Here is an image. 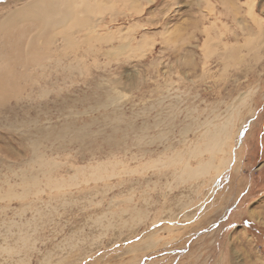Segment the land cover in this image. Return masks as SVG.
Returning <instances> with one entry per match:
<instances>
[{
    "label": "rangeland",
    "instance_id": "rangeland-1",
    "mask_svg": "<svg viewBox=\"0 0 264 264\" xmlns=\"http://www.w3.org/2000/svg\"><path fill=\"white\" fill-rule=\"evenodd\" d=\"M105 1L0 101V264H264V0Z\"/></svg>",
    "mask_w": 264,
    "mask_h": 264
},
{
    "label": "bare ground",
    "instance_id": "bare-ground-1",
    "mask_svg": "<svg viewBox=\"0 0 264 264\" xmlns=\"http://www.w3.org/2000/svg\"><path fill=\"white\" fill-rule=\"evenodd\" d=\"M90 2L89 0H30L4 16L0 21V101L14 97L12 94L15 91L18 93L17 97H20L21 91L31 88V80L37 77H32V67L44 68L46 65L50 66L51 63L58 67L61 60L60 53L71 48L73 43L77 46L79 33L84 35L82 41L90 40L100 43L105 41V38L107 39L106 36L99 35L97 32L102 26V19L94 16L96 10L99 9L101 12L106 7L107 1ZM57 39L61 40L59 44H56ZM89 48H91L90 45ZM52 52L58 55L54 60L51 57ZM17 66L21 69L17 70ZM58 69L61 75V70ZM20 80L24 82L22 86ZM45 88L42 86L38 91L36 89V95L41 96L47 93L48 89L45 90ZM29 93L25 96H29ZM17 97H14L15 100ZM29 101L30 99L25 102L30 104ZM227 123H225L226 126ZM222 126L225 127L224 125L219 126L214 136L210 137L203 146V150L209 155L208 160L200 161L194 168L187 164V171L205 175L210 168L217 171L228 164V158L221 156L218 158L217 165L212 164L216 155L223 152L225 145L229 146L227 145L228 134L224 132Z\"/></svg>",
    "mask_w": 264,
    "mask_h": 264
}]
</instances>
